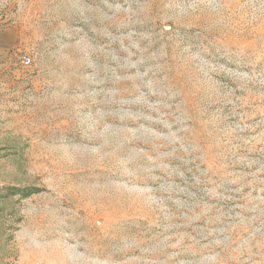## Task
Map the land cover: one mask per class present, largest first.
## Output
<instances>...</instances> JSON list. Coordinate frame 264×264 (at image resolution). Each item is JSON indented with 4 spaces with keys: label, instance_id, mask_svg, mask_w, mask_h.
<instances>
[{
    "label": "rangeland",
    "instance_id": "374dc122",
    "mask_svg": "<svg viewBox=\"0 0 264 264\" xmlns=\"http://www.w3.org/2000/svg\"><path fill=\"white\" fill-rule=\"evenodd\" d=\"M0 264H264V0H0Z\"/></svg>",
    "mask_w": 264,
    "mask_h": 264
},
{
    "label": "built area",
    "instance_id": "2783aa9c",
    "mask_svg": "<svg viewBox=\"0 0 264 264\" xmlns=\"http://www.w3.org/2000/svg\"><path fill=\"white\" fill-rule=\"evenodd\" d=\"M24 64H25V65H28V64H29V61H28V60H26Z\"/></svg>",
    "mask_w": 264,
    "mask_h": 264
}]
</instances>
